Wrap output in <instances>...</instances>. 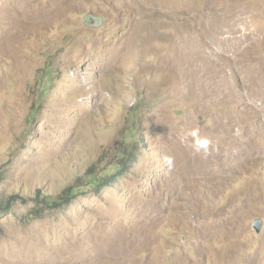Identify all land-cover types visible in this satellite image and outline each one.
Masks as SVG:
<instances>
[{"label":"rangeland","instance_id":"1","mask_svg":"<svg viewBox=\"0 0 264 264\" xmlns=\"http://www.w3.org/2000/svg\"><path fill=\"white\" fill-rule=\"evenodd\" d=\"M134 128L137 160L111 185L35 198ZM12 195L0 264H264V0H0Z\"/></svg>","mask_w":264,"mask_h":264},{"label":"trees","instance_id":"2","mask_svg":"<svg viewBox=\"0 0 264 264\" xmlns=\"http://www.w3.org/2000/svg\"><path fill=\"white\" fill-rule=\"evenodd\" d=\"M91 20V19H88ZM98 22V21H97ZM52 68L47 69L48 76L53 77ZM122 141L116 148L106 149L100 156L98 162L88 166L83 174L77 175L76 180L67 185L57 195L44 193L41 189L35 192V198L40 199L48 207H59L73 200L78 194L83 192L86 186L94 191H101L111 185L119 177L129 171L138 157L139 136L136 129L133 132L122 134ZM15 196L0 199V210L11 208Z\"/></svg>","mask_w":264,"mask_h":264},{"label":"clouds","instance_id":"3","mask_svg":"<svg viewBox=\"0 0 264 264\" xmlns=\"http://www.w3.org/2000/svg\"><path fill=\"white\" fill-rule=\"evenodd\" d=\"M191 136L194 137V142L192 144V149L199 153V152H203L205 154L208 153L209 150V145H210V140L208 138H201L198 136V133L196 131H193L191 133ZM163 163L169 168L171 169L173 166V158L171 156H163L162 157Z\"/></svg>","mask_w":264,"mask_h":264},{"label":"water","instance_id":"4","mask_svg":"<svg viewBox=\"0 0 264 264\" xmlns=\"http://www.w3.org/2000/svg\"><path fill=\"white\" fill-rule=\"evenodd\" d=\"M253 226H254V228L256 229V231H260V229H261V227H262V219H260V218H256V219L254 220Z\"/></svg>","mask_w":264,"mask_h":264}]
</instances>
